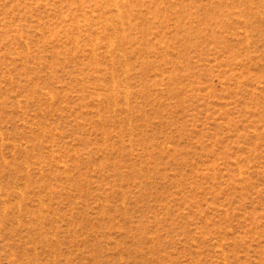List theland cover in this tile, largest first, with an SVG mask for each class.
I'll use <instances>...</instances> for the list:
<instances>
[{
  "label": "rangeland",
  "instance_id": "rangeland-1",
  "mask_svg": "<svg viewBox=\"0 0 264 264\" xmlns=\"http://www.w3.org/2000/svg\"><path fill=\"white\" fill-rule=\"evenodd\" d=\"M0 264H264V0H0Z\"/></svg>",
  "mask_w": 264,
  "mask_h": 264
}]
</instances>
